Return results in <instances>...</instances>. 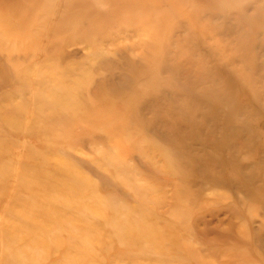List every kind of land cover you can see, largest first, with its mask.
Listing matches in <instances>:
<instances>
[{
    "label": "rangeland",
    "instance_id": "1",
    "mask_svg": "<svg viewBox=\"0 0 264 264\" xmlns=\"http://www.w3.org/2000/svg\"><path fill=\"white\" fill-rule=\"evenodd\" d=\"M0 264H264V0H0Z\"/></svg>",
    "mask_w": 264,
    "mask_h": 264
}]
</instances>
